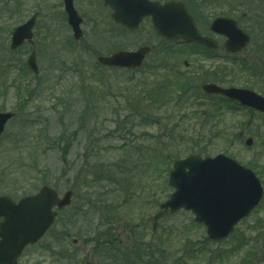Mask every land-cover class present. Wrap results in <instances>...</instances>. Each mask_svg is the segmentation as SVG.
<instances>
[{"label":"rangeland","instance_id":"obj_1","mask_svg":"<svg viewBox=\"0 0 264 264\" xmlns=\"http://www.w3.org/2000/svg\"><path fill=\"white\" fill-rule=\"evenodd\" d=\"M182 1L203 28L218 17L235 21L251 37L250 45L230 57L221 50L215 59L191 55V48L168 45L153 32H118L108 20L109 12L96 0H74L84 18L83 38L74 42L61 0H0V112L14 114L0 135V152L4 150L0 166L8 176V181L0 182L4 187L0 195L17 201L42 186L53 188L59 196L67 190L78 191L18 264H61L59 255L66 251L69 264H99L101 245L90 231L100 216L104 223L114 219L109 228L116 244L105 248L104 255L116 257L115 264H122L120 254L137 236L142 238L138 264H264V197L249 218L221 242L203 243L205 229L190 226L193 215L189 212L164 217L154 233L146 221L172 192L168 173L157 166L161 150L170 158H184L198 147L209 152L207 157L223 154L250 169L264 187V116L235 106L229 111L226 107L223 115L214 112L217 120L213 119V112H208L213 101L196 90L209 80L202 73L194 94L189 93L192 99L182 109L173 104L158 111L157 104L145 99L149 88L140 84L156 86L155 76L189 78L199 64L209 73L214 66L217 79L230 82L221 86L249 89L264 97V0ZM35 12L39 18L34 46L25 44L10 51L13 29ZM143 45L153 50L138 72H114L95 61L98 55ZM31 50L36 52L39 68L36 77L25 64ZM88 89L93 92L89 96L93 104L104 97L98 110L87 101L76 100L78 94L87 96ZM237 132L240 140L235 138ZM54 135L59 140L52 142ZM249 137L253 145L247 148L244 141ZM34 162L39 165L30 167ZM99 170L115 181L105 179L89 190L81 189L83 174L94 178ZM109 212L110 219L103 216Z\"/></svg>","mask_w":264,"mask_h":264},{"label":"water","instance_id":"obj_2","mask_svg":"<svg viewBox=\"0 0 264 264\" xmlns=\"http://www.w3.org/2000/svg\"><path fill=\"white\" fill-rule=\"evenodd\" d=\"M109 7L112 19L117 24L134 29L144 16H150L156 33L165 40L181 39L215 50V43L201 37L185 8L175 2L164 5L148 3L145 0H101ZM67 23L75 41L82 37L81 19L73 8V0H63ZM34 18L16 28L12 33V50L24 42H30ZM211 31L226 38L224 49L236 53L245 48L249 37L239 30L233 20L218 18L211 24ZM148 47L134 52L119 51L107 57H98L97 62L108 68L137 69L142 66ZM29 70L38 75L35 55L31 53L26 61ZM202 91L208 95H220L240 105L264 113V98L255 93L236 88L224 89L207 84ZM13 117L12 113H0V135L5 125ZM253 141L248 138L245 145ZM168 185L174 191L169 199L159 205V210L148 221L152 231L158 221L167 214L180 210L191 212L194 223L205 227L208 240L218 242L226 239L234 227L258 206L263 188L254 173L224 156L202 158L197 155L174 161L168 174ZM71 192L58 198L54 190L42 187L34 196L20 200L17 204L7 197H0V264H16L17 258L27 245L35 244L51 227L56 213L53 208L63 209L70 205Z\"/></svg>","mask_w":264,"mask_h":264},{"label":"trees","instance_id":"obj_3","mask_svg":"<svg viewBox=\"0 0 264 264\" xmlns=\"http://www.w3.org/2000/svg\"><path fill=\"white\" fill-rule=\"evenodd\" d=\"M240 68L242 70H244V69H246V66H240ZM112 71L116 72L117 70H112ZM200 73L203 74V75H201L203 77H206V78L209 77V80L206 82H214V83H218V84L226 83V84L230 85V82L219 81L217 79V77H218L217 71H213V72L209 73L205 70H201ZM197 79H201L199 74H197L196 77H192V78H188V77L178 78L177 76H172V75L169 77H161V78L155 76V81H153V82H155L156 86H153L151 88V86H147L143 82L140 84L143 86V88L144 87L149 88L148 90L145 91V94H146L145 99H147V101L151 104H157L159 106L158 111H162L163 107L164 108L169 107V105H172V107H173V104H174V106H179V109H182L181 106H185L186 103L192 99L190 96L191 94H189V93L194 92L193 87L195 86L194 84L198 81ZM206 82H204V83H206ZM196 90H197V92L199 91V89H196ZM139 91L140 90H138V92ZM101 93H103V92H101ZM86 95L87 96H85V95L80 96L78 94V96H76V100L80 101V102L81 101H83V102L87 101V104L89 105V107L93 108L95 110H98L99 108L102 107V105L99 104V102L104 100L103 99L104 97H102L101 99H96L97 104H93V100H92L93 98L89 97L90 95H93L92 90H89V89L86 90ZM172 95H173V97H172ZM202 96L204 98H207L208 100L213 101L209 107V110H208V112H213V116H211L213 119L217 120V116H215L214 112H221V115H223L224 111L226 110V107H227V110L229 111L228 106H227L228 102L224 101L223 99L216 98V97H206L204 95H202ZM164 108H163V110H164ZM95 115H97V114H95ZM141 121H143V120H141ZM217 124H218V121L215 123V125H213L212 131L217 129ZM241 126L242 125H240V127ZM234 135H235L236 139L240 140L241 134L239 132H237ZM55 136L56 135L53 136L52 142L59 140V138L57 139V137H55ZM194 151L198 152L199 155H203V156H206L209 153V152H206L205 148H202V147L194 148L193 150H191L190 154L195 153ZM155 153H156V151H155ZM163 153H164V150L157 152V155L159 158L157 166L161 167V168H165V170H162V171L166 174L170 170L173 160L177 159L178 156L176 155V156H173V158H170L169 154H163ZM0 154L1 155L4 154V150L3 151L1 150ZM38 165L39 164L37 162H34L32 164V166H30V167H35ZM86 165H85V167H86ZM249 165H251L250 167L254 168V166H252V164H249ZM88 166L90 168L93 167V165H91V164H88ZM110 171L111 170L109 169V173H110ZM5 172H7V171L5 169L2 170V167L0 166V182L8 181V176L7 177L4 176ZM105 174L106 173L104 170H99L98 172L95 173L96 176L94 178H91V174H88L87 172H85V174H83V176L81 178V180L83 181V185H84L81 189L89 190L90 188H92V186L95 183H99V181H101V180L103 181L105 179L108 180L110 183L115 181V180H113L114 176H112V175L106 176ZM98 177L100 179H96ZM3 188L4 187L0 184V189L2 190ZM3 192H7V191H3ZM77 193H78V191L76 193H74L73 195H75V194L77 195ZM85 206L88 210L87 206H90V203L88 202ZM94 212H95V214L98 215L97 211H94ZM110 215H111V212H109L105 215L103 214V216H105V217L108 216L109 219H110ZM113 221H114V219L110 220L109 223H107V222L104 223L105 220L103 222V217L100 216V219H98V223L95 224L94 227L92 228V230L90 231V236L95 238L96 244L98 243V245H101L100 252L99 251L97 252V256H98L97 258H98L99 264H109L107 262H110V264H115L114 260L116 259V257H114V259H113V256L107 257L108 254L104 255L105 248H109V246H111L112 244L113 245L116 244L115 239L110 234L111 229L109 228L111 226V224H113ZM189 223H190V226L199 227V226L193 224L192 221H190ZM133 238H134V236H133ZM202 240H203V243H207V244L210 243L204 237ZM139 241L141 242L142 238L137 236L135 243L124 249V253L122 255L120 254V259H119L120 263H122V264H138L139 261H141V248L138 246ZM146 251H148V250H146ZM111 252L112 251L109 250V253H111ZM118 252H119V250L117 251V253ZM159 252L160 251H158V254H160ZM67 253H68V251H66L63 254H60L59 258H58V262L60 261L61 264H69L70 258H69ZM147 257L149 258L148 255H147ZM55 261L57 263V259ZM141 264H144V261Z\"/></svg>","mask_w":264,"mask_h":264},{"label":"flooded vegetation","instance_id":"obj_4","mask_svg":"<svg viewBox=\"0 0 264 264\" xmlns=\"http://www.w3.org/2000/svg\"><path fill=\"white\" fill-rule=\"evenodd\" d=\"M98 3H99V5L100 6H102V9H105V10H107L108 12H109V22H110V24L114 27V28H116L117 30H118V32H157L156 31V29L154 28V25H153V22H152V18L150 17V16H144L140 21H139V23H138V25L134 28V29H128V28H126V27H124L122 24L120 25V24H116V23H114L113 22V20H112V18H111V14H112V11H111V9H109V8H107V7H105L104 5H103V3L102 2H100L99 0H96ZM146 2H148V3H157V2H159V3H162V1L161 0H145ZM74 3V2H73ZM74 9L76 10V8H75V6H74ZM77 11V10H76ZM77 13H78V11H77ZM79 14V13H78ZM35 17V20H34V25H33V28H32V32H35L36 31V28H37V23H36V21H37V19L39 18V14L37 13V12H35L34 14H32L30 17ZM79 16L81 17V20H82V22H81V28L83 27V25H84V18L79 14ZM29 17V18H30ZM28 18V19H29ZM27 19V20H28ZM26 20V21H27ZM25 22V21H24ZM23 22V23H24ZM195 25H196V27H197V30H198V32H199V34L201 35V36H203V37H208V38H211V39H213V41H215V44H216V46H217V50H215V51H210V50H207V49H205L204 47H201V46H196V45H189V47H197L196 49L195 48H193V50H190V54L191 55H193V54H195V53H197V55H199V56H202L203 58H208V59H215V58H217L218 56H219V53L222 51L223 52V43H224V41H225V39L224 38H222L221 36H218V35H215V34H213L212 32H211V30H210V26L209 27H206V26H204V28H203V26L201 25V23H199V22H196L195 23ZM70 30V32H71V29H69ZM81 31H82V29H81ZM175 44H180V42L179 41H177V42H175ZM221 50V51H220ZM186 63V62H185ZM184 63V64H185ZM1 222H2V219H0V224H1ZM35 246V245H34ZM28 248V247H27ZM27 248H25L24 249V251H23V253H22V255L19 257V259L17 260V264L19 263V260H20V258L23 256V254H24V252H25V250L27 249Z\"/></svg>","mask_w":264,"mask_h":264}]
</instances>
